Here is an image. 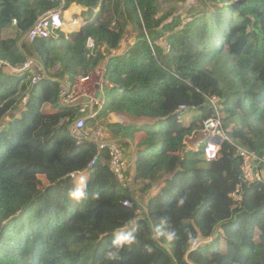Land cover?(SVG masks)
Returning <instances> with one entry per match:
<instances>
[{"label":"trees","instance_id":"1","mask_svg":"<svg viewBox=\"0 0 264 264\" xmlns=\"http://www.w3.org/2000/svg\"><path fill=\"white\" fill-rule=\"evenodd\" d=\"M72 4L88 8L92 21L28 41L60 4L0 0V59L16 67L34 58L48 75L32 85L31 72L0 71V264H264V181H246L239 154L264 158V0H197L185 18L176 10L159 16V0H64L63 10ZM135 25L134 45L112 56ZM97 68L110 85L87 128L104 125L125 155L144 133L135 174L143 204L117 181L106 150L71 135L79 108L60 104L62 83ZM114 112L157 121L111 124ZM186 112H195L188 124ZM210 119L227 139L207 162L205 143L193 151L185 139ZM259 169L264 175V162ZM84 172L87 198L73 201L68 192ZM161 173L175 174L152 194ZM158 229L176 238L168 242ZM128 231L135 241L107 259L115 236Z\"/></svg>","mask_w":264,"mask_h":264},{"label":"built area","instance_id":"2","mask_svg":"<svg viewBox=\"0 0 264 264\" xmlns=\"http://www.w3.org/2000/svg\"><path fill=\"white\" fill-rule=\"evenodd\" d=\"M49 1L58 3L61 7L50 10L40 17L35 26L26 34L25 38L28 41H33L36 38L57 39L58 34L56 31L65 30L66 22L62 16V13L64 12V0ZM86 46L90 52L96 50L95 42L92 39H88ZM0 71L3 73H12L16 76L31 72L33 74L31 79L32 85L37 84L44 77H48L44 68L34 58H29L24 64L16 67L11 66L8 62L0 59ZM104 74L105 72L103 68H97L94 69L89 76L77 78L73 85H70L67 82L62 83L60 104L63 107L79 108V114L81 116L70 127L71 135L78 141L87 140L93 142L97 146L98 154L106 150L109 155L110 169L115 175L117 181L125 189L134 191L136 187L141 186L142 183L137 181L130 174V165L126 159L124 149L114 140L106 141L105 131L100 127L98 122L94 128H87V120H96L104 103V98L100 101L95 97L96 86L101 85L103 93L104 86L110 85L109 82L105 80ZM28 97V94L24 97V104ZM87 98H89L90 101L85 103L84 100ZM210 102L213 108L218 110L219 100L217 98H212ZM180 109L182 111L188 110L185 106H182ZM120 122L123 121L120 120ZM220 126L221 122L219 119H210L204 123L203 130L198 133L200 136V144L203 142H206L207 144L204 148V158L207 162L214 161L219 157L222 142L227 139L225 134L221 131ZM239 154L244 159L243 171L246 181L249 183L263 182L264 175L259 167L260 164L264 162V158L257 157L244 149H239ZM97 158L98 156H96L95 159ZM94 163L95 162L92 161L90 167L93 166ZM71 176L74 177L75 174H72ZM233 197L239 199L236 193L233 194ZM125 205H130V202L126 201Z\"/></svg>","mask_w":264,"mask_h":264},{"label":"crops","instance_id":"3","mask_svg":"<svg viewBox=\"0 0 264 264\" xmlns=\"http://www.w3.org/2000/svg\"><path fill=\"white\" fill-rule=\"evenodd\" d=\"M62 16L64 17L65 22L67 20H70V22H67L65 30L63 31L65 34H69V33L75 32V31H79L84 26H86L88 23H90L92 21L90 15H89V9L85 8V7L81 6V5H78V4H72L69 7L68 10H64V12L62 13ZM72 18H73V20H76V21H82V24H81L82 26L78 25V28L73 27L72 26L73 25L72 24ZM136 29L137 28L135 26H129L128 27L127 32H126V34H125V36H124L119 48L116 49V50L111 51V55L112 56L118 57V56L122 55L124 52H126L130 47H132L134 45V43L136 41V38L138 36V31ZM162 43L163 42H161V44H159V45L164 47L162 45ZM58 68H59V66H56L54 68V70H58ZM194 115H195V112H186V115L184 116L183 121L186 122V124H188L187 123V122H189L188 118L191 117L190 118V121H191V119H192V117ZM107 119L109 120V122L111 124H116V123H119V124L124 123L125 124L126 123V124H129V125L141 126V125H138V120L134 119V118H133V120H123V122H120V120H122V119L120 117H118L116 112L111 113L110 115H108ZM126 119H128V118H126ZM102 121L103 120H101L99 122H102ZM150 124H152V123H148L147 121H145L142 125H150ZM121 125H123V124H121ZM100 127H102L104 129V131H105L106 141L114 140V141L117 142V140L112 137V135L108 132V130L104 127V125H100ZM143 138H144V133L137 134L136 138H135V141L134 142H130L129 149L125 148L126 159H127V161L129 162V165H130L129 172L134 178H135V174H136V164H134V158H136L138 150L140 149V148H138V144ZM199 139H200L199 134H196V135L191 136L188 140H185L187 149L188 150H195L194 148H197L198 144L200 143ZM160 175H161V177H160L159 183H160V181H163V183H164L168 179V175H165L163 173H161ZM89 176H90V174L87 173V172L80 173V177L82 179V182L77 183V184L78 185H80L82 183L85 184V182L89 179ZM41 179H43V178H41ZM159 183H157L154 186V189L152 190V194L157 193L161 188H163L162 187L163 183H161V184H159ZM141 189H142V187L138 186L133 191V193H134L135 198L140 202V204H143L145 202V200H146L147 194L146 193H141ZM202 241L203 242H207V241H209V239L208 238H204Z\"/></svg>","mask_w":264,"mask_h":264},{"label":"clouds","instance_id":"4","mask_svg":"<svg viewBox=\"0 0 264 264\" xmlns=\"http://www.w3.org/2000/svg\"><path fill=\"white\" fill-rule=\"evenodd\" d=\"M190 137H187V138H190ZM185 140H188V139H185ZM203 143H205V146L207 145L206 142H203ZM203 143H201V144H203ZM201 144L199 143L197 148L195 150H193V151H197ZM68 197L70 199H72L73 201H77V202L86 199L87 198L86 186L81 184L78 187L70 189L69 192H68ZM160 235H164L168 242H171V241H173L176 238V232L174 230H167V231L162 232V231H160L158 229L157 230V236L159 237ZM134 241H135V236H134L132 231L121 232V233L117 234L115 236L114 240H113V250L108 251V252L105 253L107 259H109V260L116 259L117 256H118L119 250L122 247H124L125 245L132 244Z\"/></svg>","mask_w":264,"mask_h":264},{"label":"rangeland","instance_id":"5","mask_svg":"<svg viewBox=\"0 0 264 264\" xmlns=\"http://www.w3.org/2000/svg\"><path fill=\"white\" fill-rule=\"evenodd\" d=\"M196 1L197 0H159V3L161 5L160 6V14H159V16L164 15V14H166V13L172 11V10H176L178 15L179 14H183V16L185 18L186 17L185 12H187V10H189L191 7L197 6ZM67 22H70V20H67L66 24H67ZM161 42H163L162 45L164 46V48L167 49V45H166L165 40L164 39L160 40L159 44H161ZM68 83L70 85H73L75 83L74 82V78L70 77ZM24 101H25V99L22 101V103L20 105V108L23 107ZM15 114H17L16 111L10 113V115H7L6 118H5V121L9 120L11 118V116H14ZM190 118H188L189 122H190ZM189 122H187V123H189ZM194 149H196V148H194ZM41 178H43L42 180L45 183L46 179L44 177H41ZM76 181H77V183L82 182L80 174H78L76 176ZM161 183H163V181H160L159 184H161ZM164 183H163L162 187H164Z\"/></svg>","mask_w":264,"mask_h":264},{"label":"water","instance_id":"6","mask_svg":"<svg viewBox=\"0 0 264 264\" xmlns=\"http://www.w3.org/2000/svg\"><path fill=\"white\" fill-rule=\"evenodd\" d=\"M196 3H197V1H196ZM195 9H196V6L191 7L188 11L190 13H193L195 11ZM135 27L137 28V25H135ZM95 97L98 100L102 101V99H103V93H102V87H101V85H97L96 86ZM89 101H90L89 98H87V99L84 100L85 103L86 102H89ZM116 114L118 116H125L126 118H129L130 120H133V118L134 119H137L138 120V125H142L145 121H147L148 123H152V124L156 123V121H157V120H151V119H148V118H145V117H133V116H130L129 114H127V113L116 112ZM121 124H123V125H129V124H126V123L125 124L124 123H121ZM186 139H189V138H186ZM134 164H136V158H134ZM174 174L175 173L169 174L168 175V178L171 179Z\"/></svg>","mask_w":264,"mask_h":264},{"label":"bare ground","instance_id":"7","mask_svg":"<svg viewBox=\"0 0 264 264\" xmlns=\"http://www.w3.org/2000/svg\"><path fill=\"white\" fill-rule=\"evenodd\" d=\"M74 18V17H73ZM73 18H72V26L73 27H76V28H78V25H80V26H82L81 24H82V21H76V20H73ZM118 117H120L121 119H122V121L123 120H130L129 118L128 119H126L125 118V116H118Z\"/></svg>","mask_w":264,"mask_h":264}]
</instances>
